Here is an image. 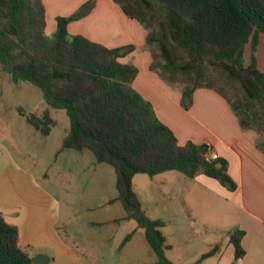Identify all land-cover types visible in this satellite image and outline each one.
Returning <instances> with one entry per match:
<instances>
[{"label":"trees","instance_id":"trees-1","mask_svg":"<svg viewBox=\"0 0 264 264\" xmlns=\"http://www.w3.org/2000/svg\"><path fill=\"white\" fill-rule=\"evenodd\" d=\"M146 32L149 70L165 83L181 88V105L189 109L194 90L207 88L222 96L242 130L259 135L264 151V71L257 67L256 50L264 34V0H112ZM95 6L87 0L69 15H57L55 29L46 32L42 0H0V64L15 83L37 86L48 108L63 109L69 128L57 153L89 150L97 163L115 172L117 196L124 215L116 222L133 220L142 228L156 255L154 264H173L166 256L162 219L149 218L132 186L134 175L151 177L177 171L187 177L204 174L228 190L236 189L222 158L206 161V144L181 145L173 131L156 116L152 104L134 88L138 67L121 58L133 44L108 47L68 24L85 17ZM249 44L250 58L245 61ZM46 108L42 115L18 114L42 135L56 121ZM221 166L217 167L216 163ZM131 230L119 248L133 235ZM243 230H234L235 257ZM217 246L202 254L206 258ZM0 264H33L19 244L18 227L0 212Z\"/></svg>","mask_w":264,"mask_h":264},{"label":"crops","instance_id":"crops-1","mask_svg":"<svg viewBox=\"0 0 264 264\" xmlns=\"http://www.w3.org/2000/svg\"><path fill=\"white\" fill-rule=\"evenodd\" d=\"M42 1L47 12L48 3ZM84 1L50 3L56 4V10H68L55 14L67 15ZM54 29L46 24L47 33ZM68 31L108 47L133 44L134 50L121 58L138 67L133 88L152 104L158 119L173 131L179 144H210L227 162V172L236 183L234 191L204 174L193 178L177 171L153 177L134 175L132 186L146 215L164 221L160 229L167 245L166 256L173 264H264V151L257 146L259 135L242 130L226 100L213 90L195 89L190 108L184 109L181 88L165 83L149 70L151 58L144 45L145 30L112 0H96L85 17L68 24ZM244 55L247 63L249 44ZM256 59L257 67L264 71L263 33ZM6 154L0 161V212L7 222L18 227L19 244L31 257L43 253L49 258L45 264H112L106 254L116 252V264L156 262L144 230L133 220L115 221L124 215L119 201L110 202L117 195L106 200L108 207H121L117 215L108 213L104 219L89 221L95 233L87 239L91 246L88 249L82 243L87 242L84 238L67 231L70 223L60 213L66 205L64 197L42 189L30 171ZM123 226L125 231L116 239L114 232ZM133 229L131 238L119 248ZM236 229L244 231L240 239L244 254L240 258L235 257L230 241ZM215 246V253L200 259Z\"/></svg>","mask_w":264,"mask_h":264},{"label":"rangeland","instance_id":"rangeland-1","mask_svg":"<svg viewBox=\"0 0 264 264\" xmlns=\"http://www.w3.org/2000/svg\"><path fill=\"white\" fill-rule=\"evenodd\" d=\"M46 2V24L50 29L55 26L54 18L61 15L55 13L68 10H56V4H51L50 0ZM19 108L26 114L42 115L48 106L37 86L27 81L15 83L0 65V161L7 153L22 169L31 172L38 186L56 197L63 196L66 205L60 213L70 223L68 233L87 241L95 233L89 221L104 219L108 213L117 215L122 210L118 205L108 207L106 204L107 199L117 195L113 168L97 163L87 149L81 152L66 149L57 153L69 128V118L63 109L48 108L56 125L48 135H42L18 114ZM125 229L126 226L116 229V239ZM82 243L88 249L91 247L88 241ZM117 256L116 252L107 253L106 259L116 264ZM96 260L102 262L99 258Z\"/></svg>","mask_w":264,"mask_h":264},{"label":"water","instance_id":"water-1","mask_svg":"<svg viewBox=\"0 0 264 264\" xmlns=\"http://www.w3.org/2000/svg\"><path fill=\"white\" fill-rule=\"evenodd\" d=\"M216 166L220 167L221 163L220 162L216 163ZM31 259L33 264H45L49 261L48 256L43 253H38L32 256Z\"/></svg>","mask_w":264,"mask_h":264},{"label":"built area","instance_id":"built-area-1","mask_svg":"<svg viewBox=\"0 0 264 264\" xmlns=\"http://www.w3.org/2000/svg\"><path fill=\"white\" fill-rule=\"evenodd\" d=\"M207 150L204 153V158L206 161H212L219 158L218 154L213 151L212 146L210 144H206Z\"/></svg>","mask_w":264,"mask_h":264}]
</instances>
